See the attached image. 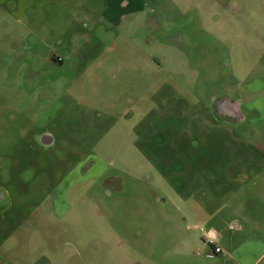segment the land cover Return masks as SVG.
Segmentation results:
<instances>
[{
	"label": "rangeland",
	"instance_id": "1",
	"mask_svg": "<svg viewBox=\"0 0 264 264\" xmlns=\"http://www.w3.org/2000/svg\"><path fill=\"white\" fill-rule=\"evenodd\" d=\"M157 5L148 28L100 39L85 23L70 30L67 7L28 17L40 22L0 8V264H92L100 250L114 264L118 249L102 246L112 228L148 221L140 210L164 206L182 161L213 157L186 133L225 124L216 109L227 95L240 98L242 126H264V0ZM23 42H48L42 53L65 62L45 65Z\"/></svg>",
	"mask_w": 264,
	"mask_h": 264
},
{
	"label": "crops",
	"instance_id": "2",
	"mask_svg": "<svg viewBox=\"0 0 264 264\" xmlns=\"http://www.w3.org/2000/svg\"><path fill=\"white\" fill-rule=\"evenodd\" d=\"M158 1L0 0V8L9 6L7 18L40 22L45 18L28 17L50 7H67V14L73 17L68 18L70 30L85 23L83 28H91L100 39L105 33L121 36L125 29V33H130L139 22L148 28L150 18L154 17V7L159 6ZM72 33L78 38L83 37L80 30L75 29ZM43 44L41 49L34 50L33 47L27 49L23 42L20 48L23 47L26 53L40 55V61L45 65L65 62L51 51V54L42 53V48L49 49L48 42ZM78 53V48L73 45L68 55ZM235 96L227 95L216 109L217 119H225L221 121L225 124L213 126L204 121L197 132L189 130L186 133L195 135L197 147L200 145V149L212 151L213 157L202 158L201 154L188 161L181 160L187 168L177 175L184 182L174 192L165 194L163 207L140 210V214L146 216V222L112 228L114 239L104 240L102 246L118 249L114 264H264V126L259 129L242 126L246 118L239 105L240 98ZM252 96L250 93L245 97L250 99ZM239 125L243 128L235 127ZM154 130V136L169 135L170 139L176 134V130L168 127ZM183 132L179 131L180 134ZM174 144V150L179 151L180 144ZM148 145L162 151L159 144L156 146L155 139L149 140ZM218 201L222 202L221 206H216ZM201 228L216 232L214 245L204 239ZM51 242L58 248L59 240ZM71 242L73 240L68 243L73 244ZM81 242L92 251L90 242L85 238ZM215 247L221 251L215 252ZM100 253V258L88 257L89 263L107 264L102 250ZM53 259L60 264L63 258L55 256ZM63 261L70 263V257Z\"/></svg>",
	"mask_w": 264,
	"mask_h": 264
},
{
	"label": "built area",
	"instance_id": "3",
	"mask_svg": "<svg viewBox=\"0 0 264 264\" xmlns=\"http://www.w3.org/2000/svg\"><path fill=\"white\" fill-rule=\"evenodd\" d=\"M59 61H61L60 58H58ZM202 232H203V236H204V239L211 245H214V240H215V237H216V232L214 230H207L205 231L204 228H201L200 229ZM221 251V248H218V247H215V252H220Z\"/></svg>",
	"mask_w": 264,
	"mask_h": 264
}]
</instances>
